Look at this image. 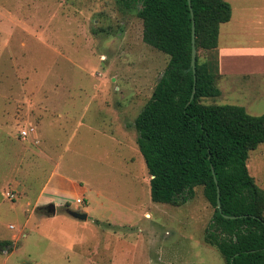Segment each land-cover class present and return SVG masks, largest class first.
Listing matches in <instances>:
<instances>
[{"label":"rangeland","instance_id":"rangeland-1","mask_svg":"<svg viewBox=\"0 0 264 264\" xmlns=\"http://www.w3.org/2000/svg\"><path fill=\"white\" fill-rule=\"evenodd\" d=\"M138 8L0 0V264H225L203 243L200 188L179 207L151 201L133 123L168 58L143 43ZM246 165L264 192V144ZM52 174L60 188L44 191Z\"/></svg>","mask_w":264,"mask_h":264},{"label":"trees","instance_id":"trees-1","mask_svg":"<svg viewBox=\"0 0 264 264\" xmlns=\"http://www.w3.org/2000/svg\"><path fill=\"white\" fill-rule=\"evenodd\" d=\"M124 2L128 10L139 7L143 43L168 58L151 98L133 123L150 176L151 201L179 207L200 188L213 209L203 243L217 250L225 264H264V192L246 165L249 153L264 144V114L253 116L240 106L204 103L220 96L216 49L220 25L232 15L230 4L190 0L195 23L193 73L185 72L191 62L188 0ZM6 246L0 241V252Z\"/></svg>","mask_w":264,"mask_h":264},{"label":"crops","instance_id":"crops-1","mask_svg":"<svg viewBox=\"0 0 264 264\" xmlns=\"http://www.w3.org/2000/svg\"><path fill=\"white\" fill-rule=\"evenodd\" d=\"M224 1L230 4L232 15L219 28L217 105L240 106L249 112L248 99L253 96L254 111L262 112L253 116H260L264 114V0ZM57 178L52 174L44 191L49 186L60 188Z\"/></svg>","mask_w":264,"mask_h":264},{"label":"water","instance_id":"water-1","mask_svg":"<svg viewBox=\"0 0 264 264\" xmlns=\"http://www.w3.org/2000/svg\"><path fill=\"white\" fill-rule=\"evenodd\" d=\"M188 5H189V9L191 12V19H192V26H191V62H190V69H187L185 72H189L190 70H192V72H195V59H196V48H195V23H194V17H193V13H192V8H191V2L190 0H188ZM194 85H195V77H194ZM194 91H195V86H193V93L191 95V99L193 98L194 95ZM190 99V100H191ZM215 183L216 179L214 178ZM216 203H217V209L219 212H221V205H220V200H219V191L217 188V198H216ZM45 210H47V212L51 213V215L55 214V206L53 204H49L47 206L44 207ZM66 213L73 219H76L78 221H86L89 219L88 215L86 213H81L78 212L76 210H72L67 208L66 209ZM228 219H235V217H225Z\"/></svg>","mask_w":264,"mask_h":264},{"label":"built area","instance_id":"built-area-1","mask_svg":"<svg viewBox=\"0 0 264 264\" xmlns=\"http://www.w3.org/2000/svg\"><path fill=\"white\" fill-rule=\"evenodd\" d=\"M23 135H26V132H23ZM75 203H76L77 205H80V204L82 203V200H81V199H77V200L75 201Z\"/></svg>","mask_w":264,"mask_h":264}]
</instances>
